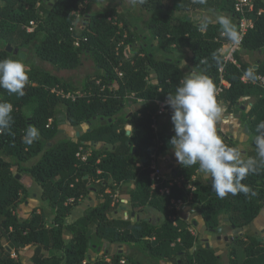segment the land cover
<instances>
[{"label": "trees", "instance_id": "obj_1", "mask_svg": "<svg viewBox=\"0 0 264 264\" xmlns=\"http://www.w3.org/2000/svg\"><path fill=\"white\" fill-rule=\"evenodd\" d=\"M128 1L141 17L150 14L146 26L154 40L184 50L188 57L185 68L159 60L156 52L131 54L138 38L129 20L131 9L119 11L115 5L92 12L94 0H0V60L24 64L25 60L9 53L7 46L24 52L35 42V56L56 70L79 68L82 56L92 61L95 70L94 75L74 85L30 64L23 96L0 88V102L13 105L11 128L0 133V264H20L12 254L19 256L27 247L34 249L32 264H221L217 250L201 245L188 223L179 217L172 203L175 201L198 210L208 232L228 226L241 234L228 243L227 264H264V239L247 231L264 207V166L242 181L255 195L229 194L223 199L212 190L210 176L198 165L185 168L180 164L173 176L181 180L180 184L170 187L169 194L159 192L166 182L154 188L150 179L152 157L171 149L172 137L166 132L158 135L152 128L155 101L174 94L188 69L206 74L215 86L222 62L217 64L212 54L220 56L218 49L229 40L221 35L217 22L204 27V33L200 31L201 24L189 13L197 2L167 0L181 2L170 8L163 0ZM252 1L247 17L254 28L246 35L242 50L256 53L264 50V2ZM214 5L218 14L226 13L236 23L233 0L207 1L206 6ZM80 6H85L82 25L74 29ZM31 22L35 26L28 32ZM235 57L238 67H224L229 87L222 96L223 112L233 109L245 113V125L256 138L264 134V130L257 132V125L264 121V89L244 83L242 78L264 77V61L251 62L240 53ZM151 74L155 84L147 82ZM68 94L73 96L66 98ZM132 99L143 100L144 106L124 112ZM59 114L70 128L78 130L87 124L88 129L74 140H56ZM30 124L40 135L27 145L23 137ZM218 135L226 146L239 150L241 160L256 157L255 146L243 147L237 139ZM77 154L87 157L83 160ZM33 159L31 167L24 166ZM21 173L40 186V202L52 213L51 225H47L44 211L33 210L26 219L16 215L24 188L16 178ZM124 185L130 186V208L135 214L131 219L113 215L117 205L113 196ZM93 193L101 198L75 221L67 222L73 206ZM147 209L159 213L162 223L155 225L139 218L138 214ZM105 242L125 245L133 254L93 259L89 252L100 253Z\"/></svg>", "mask_w": 264, "mask_h": 264}, {"label": "clouds", "instance_id": "obj_2", "mask_svg": "<svg viewBox=\"0 0 264 264\" xmlns=\"http://www.w3.org/2000/svg\"><path fill=\"white\" fill-rule=\"evenodd\" d=\"M142 2V0H141ZM205 3L206 0H195ZM221 35L234 44H239L241 35L228 16H218ZM201 22V27H206ZM220 64L221 57L212 54ZM252 76V70L247 73ZM29 80L26 66L18 60H0V88L9 94L23 96ZM166 105L171 108V122L174 135L169 140L171 149L179 164L185 168L198 165L199 170L210 176L211 188L223 199L243 193L255 195L242 183L249 173H256L264 166V134L255 139L256 157L243 161L236 147L226 146L217 133V121L221 118L222 107L216 99L213 81L204 73H189L179 82L174 94H168ZM13 105L0 102V133L10 130ZM264 130V121L257 125V132ZM39 130L28 125L23 142L32 145L39 139Z\"/></svg>", "mask_w": 264, "mask_h": 264}, {"label": "rangeland", "instance_id": "obj_3", "mask_svg": "<svg viewBox=\"0 0 264 264\" xmlns=\"http://www.w3.org/2000/svg\"><path fill=\"white\" fill-rule=\"evenodd\" d=\"M109 1L110 0H94V2H92V5H91V11L96 12V11L106 10L110 6H115V5L118 6L119 11H125L126 9H131V11L133 10L132 5L129 3L128 0H114V3H111V4H109ZM84 8H85V6L79 7V10L77 12L78 15L75 16V20L73 23L74 29H77L78 27H80L82 25ZM129 20H130V22L133 21L131 17L129 18ZM35 44H36L35 42H32L29 45V47L24 50V52L20 51V52L25 54L24 65L26 66V69H27V65L34 64V65L41 67L42 69H44L46 71L53 72L58 77L64 79L65 81H70L74 85L85 80L90 75L95 74L94 65H93L92 61L89 58H86L84 56L81 57V66L79 68L72 70V71L56 70L53 68L52 65H50L47 62L41 61L40 59H38L35 56V53H34V45ZM263 58H264V54L263 55L255 54L252 57V61L255 62L258 60H263ZM69 96H70L69 98H71L73 95L69 94ZM168 114H171V113H168ZM164 116L165 115H162L161 117H164ZM56 118H57V121L59 122L60 130L66 131V129L68 127L66 125L64 115L59 114ZM160 118L158 119L157 124H158ZM78 130L80 131V129H78ZM84 130H86V128H84ZM75 131H77V130H75ZM75 131L73 130V132H72L70 130V133H69L70 138H72V139L75 138V135H74ZM80 132H83V131H80ZM66 136H67V134H65V133H63V131H61V133L56 137V140L63 139V137H66ZM34 162H35V159L27 162L26 164H24V166L31 167ZM174 163H175V160L171 154H169L168 152L161 154L159 167H160L161 172L163 174L168 175L169 173H171V168H172L171 165H173ZM19 180L23 184L24 188L20 194L18 206L15 210L16 215L19 218H22V219L25 218L26 219V218H29L31 216L33 210L44 211L48 214V218L46 219V223H47V225H51L52 219H53L52 213L50 212V210L47 208L46 205H44L40 202V199L38 197V194L41 191L40 186L36 182H34L33 179L31 177H29L26 173L19 174ZM114 195H117V192H115ZM99 198H101V197H98L96 194L93 193V194H90V195L80 199L78 201V203L73 206L71 215L68 216V218H67V222L71 223V222L75 221L81 215L82 211L85 208H87L90 205L95 204ZM115 204H117V205H115V209H117V207L119 205H121L120 198L117 197V201L115 202ZM174 207L178 210L179 217L188 223L189 230L191 229L192 233L195 236H197L201 245L208 244L210 247H211V245L212 246H215V245L219 246L218 248H216V250H217V254L219 255L220 262H221V264H227V261H228V249H227V247H228L229 239L227 241H225L224 238L225 237L231 238V237L241 235V234L237 233L236 231H233L231 235L223 236L224 234L222 233V230L220 233H212V232L207 231V234H206L204 232V228H205L204 225H203V227H201L202 229H200L197 226H195V224H194V221L195 222L199 221V217L197 214L198 210H196L194 207H192V205H185V204L184 205L175 204ZM138 216H139V218L149 219V221L155 225H159L163 221V217L159 213H157L151 209H147L146 214L139 213ZM200 216H201V214H200ZM133 217H130L128 215V216H126V219H131ZM217 239H218V241H217ZM115 253H120V254H123L125 256L128 254H133V252H131L129 250V248L125 245L121 246L117 243L111 244V243L105 242L104 245L102 246L100 253L97 254L93 251H90L89 255L93 259L109 260L106 257V255L107 254L111 255V254H115ZM33 254H34L33 247H27V248L21 250L19 256H17L16 254H12V257L16 260H19L20 264H32L31 257L33 256ZM138 257L139 256H137V258ZM139 258L142 259L141 257H139ZM161 264H173V263L171 261H163V262H161Z\"/></svg>", "mask_w": 264, "mask_h": 264}, {"label": "crops", "instance_id": "obj_4", "mask_svg": "<svg viewBox=\"0 0 264 264\" xmlns=\"http://www.w3.org/2000/svg\"><path fill=\"white\" fill-rule=\"evenodd\" d=\"M207 1H211L212 4L215 2V0H206V2L203 4L197 3L196 6L190 7L189 13L194 19V21L196 22L198 21L197 23L198 25L201 24V22H203V23H206V25L208 26H212L211 24L217 22L218 16H221V15L228 16L226 13L218 14L217 13L218 11L215 10V9H218V7H216L215 5L211 6V8L209 6H206ZM262 1L264 2V0ZM163 2L166 4V6L170 8H175L178 6V4L181 5L180 1L179 2L178 1H173V2L168 1L167 2V0H163ZM191 2L196 3L195 0H191ZM132 9H133L132 10V20H133L132 27H133V30L137 32L138 38L136 39L135 47H133L131 50L132 51L131 54L133 55L136 52H141V56H142L146 52L148 53L156 52L159 57V60H165L167 62H176L181 68H185L187 66L186 64L188 62V57L184 53V50L181 48L175 47L174 45L164 46L160 44V42H157V40H154L151 37L150 31L146 26V21L147 19H149L150 14H148L146 17H141L140 12L138 11V8L132 7ZM135 18H137V20ZM189 18L190 17H188V19ZM232 23L234 24L236 28V23L235 22H232ZM205 30H206L205 28L200 29L202 33H204ZM239 53L241 56H244L246 59L253 62L252 57L255 54L263 55L264 50L256 52V53H251V52L241 50ZM261 61H264V58L263 60L255 61V63H260ZM193 72L194 71L188 69L186 74L193 73ZM147 82L149 84L156 83L154 74H151L149 76V79H147ZM143 106H144L143 100L132 99L131 103L128 104L124 112L135 111V110L142 108ZM171 114H168V115L166 114L164 117L160 118L158 124L156 125V129H158L157 130L158 135H162L164 132H166L169 136L174 135L173 124L171 122ZM245 120H246L245 113L237 112L233 109L229 111V113H225L222 111L221 118L217 121V124H216L217 133L218 134L221 133L231 139H237L243 145V147H250V146L256 147L255 145L256 138H253L250 133L247 134L244 131V127L246 126ZM67 127L68 128L66 129V131L59 130V134L61 133V131H63V133L67 134L66 137H63V139H72L70 138V135H69L70 130L73 132V130L75 131L76 129H72L68 125ZM84 128H86L87 130L88 125L82 124L79 129L80 131H85ZM80 131L79 130L75 131L74 133L75 138L78 137L76 136V133H80ZM97 147H100V145H97ZM167 152L171 154L175 160V163L171 165L172 167L171 173H169L168 175H165L162 173L164 176L168 178V177H173L175 175L174 171L178 168L179 163L177 162L172 149H169ZM129 189H130L129 185H124L122 186V189L117 190V195L115 196L116 198L117 197L120 198L121 205H119L116 211L114 212L113 214L114 217H120L121 219H126V216H128L130 213H133L130 208V201H129V195H128ZM39 196H40V193L38 194V197ZM143 213L146 214L147 211H144ZM197 214L199 217V221L198 222L194 221V224L198 228L202 229L201 227H203L204 225L203 220H202V217L200 216L199 211L197 212ZM190 231L192 232L191 229ZM247 231L251 233L253 236L259 238V240L264 239V207L259 213V215L255 218V220L251 223ZM204 232L207 234V230L205 228H204ZM222 233L224 234L223 236H229L232 234V230L227 226L224 229H222ZM218 247H219L218 245H215V246L211 245V248H214V249Z\"/></svg>", "mask_w": 264, "mask_h": 264}, {"label": "built area", "instance_id": "obj_5", "mask_svg": "<svg viewBox=\"0 0 264 264\" xmlns=\"http://www.w3.org/2000/svg\"><path fill=\"white\" fill-rule=\"evenodd\" d=\"M252 8H253L252 0H233V14L236 16V30L241 35L242 40L239 44H234L231 41L222 43L220 48L218 49V54L222 58V65L218 68V82L214 86V88H215L216 99L220 103L222 108H224L225 106L222 96L224 95L225 91L229 87V83L225 78L224 67L228 64H233L237 67L239 66L235 56L237 53H239L242 50L243 41L246 35L248 34V32L254 28V23L252 22L251 19L247 17V13L251 11ZM77 12L75 16L78 15ZM34 26L35 24L31 22L30 27L27 28V31L31 32ZM75 45L77 44L75 43ZM242 81L244 83L255 84L264 89V77L262 76H258L256 79H249L248 77L244 76L242 78ZM77 95L80 96V94L78 93ZM65 97L69 98L70 96L68 94ZM155 105H156V112L152 116V120H153L152 128L155 131H157L156 125H157L158 119L162 115L172 113V110L170 107L166 105V99L164 101H155ZM160 146H162L161 141L158 142V147ZM86 151L89 154L90 150L86 149ZM77 156L84 160L87 157V154H83V155L77 154ZM160 158H161L160 155L152 157V161L150 163L149 169L151 171L150 179L154 182L153 184L154 188L160 185L162 186L166 182V185L161 187L159 191L160 194L163 195V194H169L170 187L174 185L179 186L181 180L175 177L167 178L166 176L162 174L161 169L159 167ZM113 199L115 203L117 201V198L115 195L113 196ZM172 203H173V206H175V204L184 205L181 201H175ZM124 262L125 260L121 261V263H124Z\"/></svg>", "mask_w": 264, "mask_h": 264}, {"label": "water", "instance_id": "obj_6", "mask_svg": "<svg viewBox=\"0 0 264 264\" xmlns=\"http://www.w3.org/2000/svg\"><path fill=\"white\" fill-rule=\"evenodd\" d=\"M7 51H8L9 53H13V55H17L21 60H24V58H25V54H24V53L19 52L18 49H13V48H11L9 45L7 46ZM244 131H245L247 134H249V131H248V129H247V126L244 127ZM76 136H79V133H76ZM16 178L19 179V175H17ZM129 216H130V217H133V216L135 217V214H134V213H130ZM220 232H221V229H218L216 232H213V231H212V233H220ZM228 239H229V241H233V240H234V237H231V238H227V237H225V238H224L225 241H227ZM205 246H206V248H209V247H210L208 244H206Z\"/></svg>", "mask_w": 264, "mask_h": 264}]
</instances>
